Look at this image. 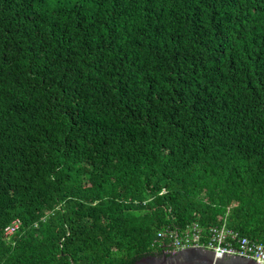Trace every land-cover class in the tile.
Returning a JSON list of instances; mask_svg holds the SVG:
<instances>
[{
	"label": "trees",
	"instance_id": "trees-1",
	"mask_svg": "<svg viewBox=\"0 0 264 264\" xmlns=\"http://www.w3.org/2000/svg\"><path fill=\"white\" fill-rule=\"evenodd\" d=\"M192 222L264 241V0H0V264Z\"/></svg>",
	"mask_w": 264,
	"mask_h": 264
},
{
	"label": "built area",
	"instance_id": "built-area-1",
	"mask_svg": "<svg viewBox=\"0 0 264 264\" xmlns=\"http://www.w3.org/2000/svg\"><path fill=\"white\" fill-rule=\"evenodd\" d=\"M19 226L5 228L4 234H12ZM155 252L175 254L187 248H204L212 251L215 258L238 256L264 264V241L251 240L223 223L208 228L198 222L187 224L182 229L166 227L157 232L152 243Z\"/></svg>",
	"mask_w": 264,
	"mask_h": 264
},
{
	"label": "water",
	"instance_id": "water-1",
	"mask_svg": "<svg viewBox=\"0 0 264 264\" xmlns=\"http://www.w3.org/2000/svg\"><path fill=\"white\" fill-rule=\"evenodd\" d=\"M133 264H257L253 260L233 256L215 258L212 251L204 248H187L172 255L164 253L148 255Z\"/></svg>",
	"mask_w": 264,
	"mask_h": 264
},
{
	"label": "bare ground",
	"instance_id": "bare-ground-1",
	"mask_svg": "<svg viewBox=\"0 0 264 264\" xmlns=\"http://www.w3.org/2000/svg\"><path fill=\"white\" fill-rule=\"evenodd\" d=\"M186 226V225H185ZM115 261V260H114ZM114 264V263H113Z\"/></svg>",
	"mask_w": 264,
	"mask_h": 264
}]
</instances>
